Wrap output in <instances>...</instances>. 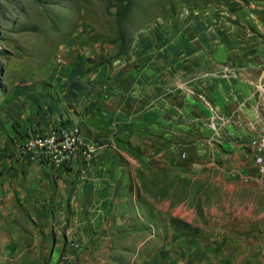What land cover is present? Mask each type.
Segmentation results:
<instances>
[{"label": "rangeland", "instance_id": "rangeland-1", "mask_svg": "<svg viewBox=\"0 0 264 264\" xmlns=\"http://www.w3.org/2000/svg\"><path fill=\"white\" fill-rule=\"evenodd\" d=\"M183 4L190 6L188 0H0V160L11 127L29 125L46 109L53 113L49 119L91 121L99 136L89 138L96 146L90 161L105 149L108 157L136 158L143 166L148 160L149 177L139 170L140 182L148 177L142 189L155 196L165 191V200L183 203V219L191 217L186 226L196 230L198 239L211 241L213 264H264V185L257 183L251 159V140L261 132L226 127V116L218 113L225 87L205 98L209 109L200 99L203 93L196 92L201 90L192 86L190 59L178 52L191 44V37L182 43L171 31L176 23L207 16L196 8L186 20L179 12ZM214 13L221 17L224 12ZM205 45L203 53L220 83L237 80L231 81V95L246 86L240 106L247 109L248 120L240 125L264 115V100L257 103V96L250 95L254 86L245 81L255 80L258 72L239 64L223 68L217 64L222 61L220 53L216 57L218 42ZM174 74L179 82L172 81ZM124 80L130 81L126 89ZM147 84L155 91L166 84V116L159 114L164 98L152 95L142 101L138 89ZM78 151H86V144H79ZM172 212L171 205L166 213Z\"/></svg>", "mask_w": 264, "mask_h": 264}, {"label": "crops", "instance_id": "crops-1", "mask_svg": "<svg viewBox=\"0 0 264 264\" xmlns=\"http://www.w3.org/2000/svg\"><path fill=\"white\" fill-rule=\"evenodd\" d=\"M188 1L191 7L183 4L179 9L186 20L196 8L202 9L207 18L201 21L194 16L186 24L175 22L171 33L182 43L188 34L191 37V44L178 47V52L181 59H190L192 86L196 85L201 91H195L203 93L207 100L225 87L226 94L221 99L218 97L222 102L218 113L226 116V127L262 133L258 130L260 125L264 126L260 111L254 119L250 118L252 123L240 125L244 119L248 120L244 113L247 109L240 106L245 97L242 86H246L241 84L237 94L231 95V81L237 80L225 78V85L220 83L222 80L214 76L212 61L203 52L207 41L212 39L220 45L216 57L220 53L222 61L218 65L229 69L239 64L243 70L258 72L255 80L245 81L254 86L256 92L250 95L257 96V103L264 100V0ZM214 11L224 13L217 17ZM249 37L255 39L253 44H241V40L248 41ZM172 81H180L178 74H174ZM129 84V80H124L121 87L126 89ZM157 86L155 91L144 85L138 93L143 102L155 98L152 95L159 100L164 98L159 109V114L164 116L166 84ZM195 101L198 100H188ZM203 107L207 110V106ZM44 111L47 113L42 112V118L35 116L27 126H12V138L7 135L9 145L0 160L3 170L0 172V264H68L73 260L75 264H213V253L208 252L211 241L207 237L198 239L196 230L186 226L191 224V217L188 221L183 219V203L165 200V191H161L162 196H155V192L142 189L150 175L148 160L145 159L144 169L136 158L108 157L105 149L90 162L72 161L56 169L48 161L38 160L34 150L24 152L23 144L32 133L63 123L56 115L47 118L53 114L51 109ZM65 122L76 124L70 126L78 130L73 132L83 134L88 141L99 136L97 125H89L91 121L81 125ZM92 144L96 148L94 141ZM139 170L148 176L142 182ZM171 205L173 212L168 214Z\"/></svg>", "mask_w": 264, "mask_h": 264}, {"label": "built area", "instance_id": "built-area-1", "mask_svg": "<svg viewBox=\"0 0 264 264\" xmlns=\"http://www.w3.org/2000/svg\"><path fill=\"white\" fill-rule=\"evenodd\" d=\"M200 99L209 105L201 95ZM77 128H80L77 125ZM59 136H67V150L61 152H51L50 148H38L37 140L45 137H52V144L59 142ZM78 144H86V151H78ZM24 152H29L31 149L39 150V159L46 162V158H58V165L53 166L56 169L60 168L61 163H70L72 161L89 162L95 155L96 148H92V142L85 139L83 136H72V129H69V123L63 122L57 125H50L43 131H36L26 138V144H23ZM71 151L79 152V159H71ZM251 151L253 165L256 171V180L260 185H264V132L251 140Z\"/></svg>", "mask_w": 264, "mask_h": 264}, {"label": "bare ground", "instance_id": "bare-ground-1", "mask_svg": "<svg viewBox=\"0 0 264 264\" xmlns=\"http://www.w3.org/2000/svg\"><path fill=\"white\" fill-rule=\"evenodd\" d=\"M70 128L72 129V136H73V130L76 128L70 127V123H69V129ZM78 136H79V133H78ZM65 141H67L66 137L60 138V136H59V142H55L53 145H51L52 144V137H47V138L45 137L43 139L37 140V147L38 148H50L51 147V152L66 151L67 147L64 146ZM78 149H79V144H78ZM31 150H34V152L36 154H38V156H39V150L38 149H31ZM71 159H79V152L78 151H71ZM46 161L53 163L55 166L58 165V158H46ZM66 164H69V163H61L60 168Z\"/></svg>", "mask_w": 264, "mask_h": 264}]
</instances>
